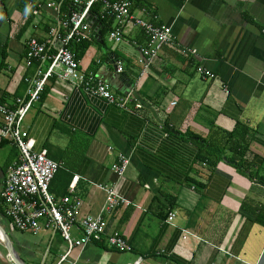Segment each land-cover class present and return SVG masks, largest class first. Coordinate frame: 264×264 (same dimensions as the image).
<instances>
[{
	"label": "crops",
	"instance_id": "obj_1",
	"mask_svg": "<svg viewBox=\"0 0 264 264\" xmlns=\"http://www.w3.org/2000/svg\"><path fill=\"white\" fill-rule=\"evenodd\" d=\"M55 1L0 0V93L6 101L0 106L13 109L28 80L45 72L47 63L26 67L25 45L31 38L46 42L55 16L51 9L33 16L29 4ZM131 1L133 16L170 27L174 37L145 74L137 59L146 37L128 25L123 42H109L112 18L101 25L89 16L90 28L95 21L89 43L70 50L79 74H93L116 97L132 94L143 108L130 114L53 77L22 123L34 152L60 165L52 196L67 195L74 184L81 213L91 216L102 215L105 205L99 186H115L130 201L102 215L107 235L118 232L129 251L111 249L104 239L73 249L60 264H264V0ZM95 7L100 16L101 6ZM198 67L213 78L197 74ZM236 126L248 131L239 164L227 151L213 166L201 159ZM2 140L0 149L10 150L0 167V192L19 155ZM119 153L130 164L117 180L111 166ZM170 213L175 218L168 223ZM71 237L78 240L81 232L73 228ZM66 251L59 233L16 230L0 197V264H58Z\"/></svg>",
	"mask_w": 264,
	"mask_h": 264
},
{
	"label": "built area",
	"instance_id": "obj_2",
	"mask_svg": "<svg viewBox=\"0 0 264 264\" xmlns=\"http://www.w3.org/2000/svg\"><path fill=\"white\" fill-rule=\"evenodd\" d=\"M65 0L52 3H39L32 7V15H39L42 9H51L55 16L48 28V40L39 42L31 38L26 43V67L33 62L39 65L47 63L44 73L37 74L28 80L29 87L23 98L17 99L15 107L8 109L0 106L2 125L0 139L9 141L18 150L17 162L11 166L3 181L0 192L3 203V213L12 226L20 232L38 234L50 231L59 233L67 245V251L61 258L60 264L75 248L83 247L89 243H101L104 239L107 246L118 252H126L130 247L118 232L107 235V223L102 216L111 214L116 208L130 204V201L121 196L115 186H105L99 189L105 193V205L102 215L91 216L81 213L82 200L72 196L75 185L68 188L67 195L55 198L49 191L50 184L60 169V165L50 160L44 152H34V140L27 136L22 128L24 118L31 110L33 104L40 99L45 85L50 78L80 86L103 99L110 105L137 114L142 104L132 94L116 97L110 87L93 74H79L75 54L70 50L72 44H79L89 39L91 34L88 17L95 5L101 6L100 19L112 18L115 26L108 33V41L120 43L124 41L123 28L130 25L139 28L146 37L144 46L138 48V64L142 67L141 75L145 74L150 64L157 58L164 47L174 43L170 27L155 26L142 21L131 14V0L112 2L109 0H69L71 8L66 17H62V6ZM190 53L196 55V50ZM116 72H123L121 65L116 66ZM196 73L204 78H213V74L202 67ZM226 91V90H225ZM172 103L171 106H174ZM109 151L111 148H107ZM130 164L129 158L119 153L117 160L111 166V171L117 180L122 179ZM175 218L173 213L167 217L170 223ZM77 228L81 237L75 240L71 237V230ZM141 260L139 259L138 264Z\"/></svg>",
	"mask_w": 264,
	"mask_h": 264
},
{
	"label": "trees",
	"instance_id": "obj_3",
	"mask_svg": "<svg viewBox=\"0 0 264 264\" xmlns=\"http://www.w3.org/2000/svg\"><path fill=\"white\" fill-rule=\"evenodd\" d=\"M59 1V0H57ZM71 4L69 0H65L62 6V10L64 9L63 13H62V17H65V15H67L68 11L71 8ZM97 8L94 6L89 13V16H96L98 17V21L101 25L104 24V20H100L99 16H97ZM89 41H84L81 42L79 44H72L69 46V48L73 47V48H77L80 45H86L88 44ZM72 51V50H71ZM75 53V52H74ZM36 63V62H35ZM38 64V63H36ZM44 94V91L42 92L41 96ZM5 100L3 99V93H0V105H5ZM10 107V106H9ZM238 129L232 131V132H222L221 133V138L220 140H216L217 144L214 146H210L208 149H206V153H204L201 156L202 160H207L210 161V165H215L216 161L220 159L219 155L223 156L225 151L229 152L230 154H232V157H230L229 160L231 161H236V163H240L241 161V156L247 152V133L248 131L246 130V128L242 127V126H236ZM7 141H1V144H7ZM5 175V172L3 173ZM6 177H3V179L5 180ZM3 180V181H4Z\"/></svg>",
	"mask_w": 264,
	"mask_h": 264
},
{
	"label": "rangeland",
	"instance_id": "obj_4",
	"mask_svg": "<svg viewBox=\"0 0 264 264\" xmlns=\"http://www.w3.org/2000/svg\"><path fill=\"white\" fill-rule=\"evenodd\" d=\"M9 150L10 149L8 147L4 148V149H0V167L3 164L4 156H6L8 154ZM0 182H1V180H0Z\"/></svg>",
	"mask_w": 264,
	"mask_h": 264
},
{
	"label": "water",
	"instance_id": "obj_5",
	"mask_svg": "<svg viewBox=\"0 0 264 264\" xmlns=\"http://www.w3.org/2000/svg\"><path fill=\"white\" fill-rule=\"evenodd\" d=\"M95 21L93 22H91V28H92V30H93V32H94V29H95ZM5 243H6V245H7V248H8V250H9V252L12 254V250H11V248L9 247V244L7 243V241L5 240ZM19 263L20 264H22L20 261H19Z\"/></svg>",
	"mask_w": 264,
	"mask_h": 264
}]
</instances>
